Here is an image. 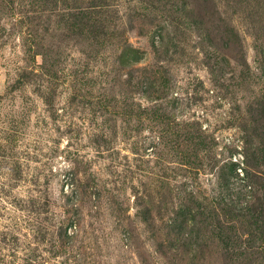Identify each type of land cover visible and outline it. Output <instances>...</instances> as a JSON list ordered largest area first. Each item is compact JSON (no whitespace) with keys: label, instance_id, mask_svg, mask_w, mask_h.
<instances>
[{"label":"rangeland","instance_id":"rangeland-1","mask_svg":"<svg viewBox=\"0 0 264 264\" xmlns=\"http://www.w3.org/2000/svg\"><path fill=\"white\" fill-rule=\"evenodd\" d=\"M0 264H264V0H0Z\"/></svg>","mask_w":264,"mask_h":264}]
</instances>
